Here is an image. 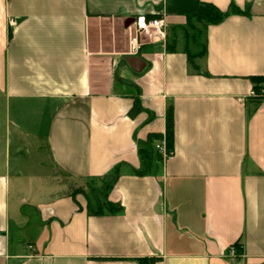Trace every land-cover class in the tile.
<instances>
[{"label": "crops", "instance_id": "1", "mask_svg": "<svg viewBox=\"0 0 264 264\" xmlns=\"http://www.w3.org/2000/svg\"><path fill=\"white\" fill-rule=\"evenodd\" d=\"M204 4L246 15L191 21L199 48L186 29ZM149 15L164 38L135 34ZM204 47L191 65L185 50ZM251 77H264V0H0V264H264V99ZM169 107L173 155L158 162L156 140L145 162ZM102 177L116 178V215L70 197Z\"/></svg>", "mask_w": 264, "mask_h": 264}, {"label": "trees", "instance_id": "2", "mask_svg": "<svg viewBox=\"0 0 264 264\" xmlns=\"http://www.w3.org/2000/svg\"><path fill=\"white\" fill-rule=\"evenodd\" d=\"M204 8L206 9L205 12L196 13L194 15H191L188 17L187 22V28L196 31L199 34V37L202 33V29L199 28L201 26L207 27L209 25H218L222 23L226 18L233 15H246V13L240 11L235 5H231L229 11L222 12L219 9H217L215 6L211 4H204ZM160 19L159 16H152L149 15L146 17L147 21ZM196 21V23L199 24V27L192 25L191 21ZM189 39V37H188ZM188 62L194 66V61L198 58L204 57L206 55V47L203 48V52L200 54L193 55L188 49L185 50ZM250 80L252 83L255 84V91L257 96L254 97L257 101H262L264 98L259 96L258 88L260 86L264 87V77H251ZM139 110V106L136 104V111ZM173 108L169 107L167 110V125H166V133L165 138L167 142L168 149L173 151V145H174V132H173ZM163 138L162 135H154L150 136L148 138V141L143 145V147L140 149V157L146 162L152 159L154 155L156 156L154 150H153V142L159 141ZM157 160L158 162H162L161 155L157 154ZM141 175V173H138ZM96 180V179H94ZM97 180H107L109 183H103L101 189H95L94 187H90V193L91 198H89L88 193L85 189H82L79 187L77 190H73L70 197L75 198L78 195H82L87 200V213L92 216H102V215H116L122 211V208L120 205L115 204L109 200V195L113 189L114 182L116 178L114 177H102L98 178ZM73 188V187H72ZM99 190V191H98ZM98 193V195H97ZM237 250L236 252L239 254L241 253L242 246L237 243L234 246ZM159 259L156 258H144L139 259L137 262L138 264H156Z\"/></svg>", "mask_w": 264, "mask_h": 264}, {"label": "built area", "instance_id": "3", "mask_svg": "<svg viewBox=\"0 0 264 264\" xmlns=\"http://www.w3.org/2000/svg\"><path fill=\"white\" fill-rule=\"evenodd\" d=\"M11 24H12V22H11ZM134 26H135V30L137 33H141L143 30H146V29H151L157 35H159V37L164 38L165 37V29H166L167 25H166L165 20L162 18L147 21L146 18L141 17V18H138L136 20ZM254 96H257V94L255 93ZM259 96L264 98V87L262 88L261 92L259 93ZM155 151L161 155L163 162L168 160L173 155V151L168 149V147H167V142H166L165 136L161 140H159V142L155 146ZM29 248L31 250H33L32 247H29ZM230 250H231L230 255H234L236 253L235 247H232Z\"/></svg>", "mask_w": 264, "mask_h": 264}, {"label": "rangeland", "instance_id": "4", "mask_svg": "<svg viewBox=\"0 0 264 264\" xmlns=\"http://www.w3.org/2000/svg\"><path fill=\"white\" fill-rule=\"evenodd\" d=\"M194 22V21H193ZM144 31V30H143ZM142 31V32H143ZM134 32H135V34H137V35H140L141 33H137L136 32V30H134ZM159 36V35H158ZM186 37L188 38L189 37V41L190 40H192L193 39V43L195 42V43H197L198 42V39L197 38H199V34L195 31H193V30H191V29H189V28H187L186 29ZM185 39V38H184ZM201 39H202V37H201ZM200 38H199V44L197 45V46H199V48L203 45V42H202V40H201ZM0 99H1V97H0ZM1 102H2V99H1ZM2 104L0 103V118H2V106H1ZM1 120V119H0ZM1 122V121H0ZM0 131H1V125H0ZM0 134H1V132H0ZM31 167L29 166H26L25 167V169H24V172L26 173V174H31V175H39V174H41V173H43L42 171H40V169H39V167H36V166H33L31 169H30ZM109 183V182H107V180H104V181H100V180H92V181H88V182H80V186L79 185H77V186H75V187H73L72 188V192H73V190H77L78 189V187H81L82 189H85L86 190V192L88 193V195H89V198L90 199H92L91 198V193H90V187H94L95 189H101V187H102V185H103V183ZM51 184H53V183H51ZM99 191V190H98ZM70 192V191H69ZM59 195H61V193L59 194ZM97 195H98V193H97Z\"/></svg>", "mask_w": 264, "mask_h": 264}, {"label": "water", "instance_id": "5", "mask_svg": "<svg viewBox=\"0 0 264 264\" xmlns=\"http://www.w3.org/2000/svg\"><path fill=\"white\" fill-rule=\"evenodd\" d=\"M127 62L130 64V66L134 69L136 72H141L144 69V62L137 58V57H132L127 59Z\"/></svg>", "mask_w": 264, "mask_h": 264}]
</instances>
